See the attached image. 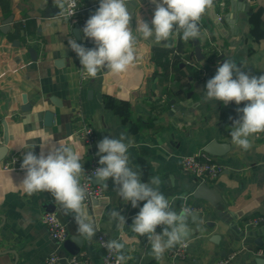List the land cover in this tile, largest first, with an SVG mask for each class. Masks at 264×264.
Instances as JSON below:
<instances>
[{"label": "crops", "instance_id": "crops-1", "mask_svg": "<svg viewBox=\"0 0 264 264\" xmlns=\"http://www.w3.org/2000/svg\"><path fill=\"white\" fill-rule=\"evenodd\" d=\"M81 2L85 10L68 20L54 0H0V147L9 150L0 161V264H45L52 254L66 258L71 252H83L100 264L105 253L100 237L124 242L129 264H219L229 256H233L230 264H256L264 259V224L249 226L252 219L264 217V133L251 138L249 150H242L229 133L242 115L237 109L247 102L225 106L205 98L206 83L225 58L250 76L264 75V0H214L200 22L202 33L206 32L202 38L185 42L178 35L160 44L138 39L137 59L126 73L102 71L95 78L83 74L69 46L75 39L86 48L95 47L91 38L84 37V26L74 30L86 24L100 0ZM154 10L151 0H133L131 28H136L138 13L151 24ZM30 49L37 52L36 60ZM45 112L54 114L51 128L43 125ZM87 129L92 130L93 145L86 143ZM121 132L133 141L130 167L140 169L141 182L158 176V190L175 200L173 208L192 212L182 256L175 253L182 243L166 250L162 260L149 255L147 237L130 229L146 201L133 208L116 194L112 178L107 188L99 184L105 191L99 204L86 205L98 225L91 241L77 232L74 217L65 215L50 193L28 196L18 187L25 176L20 166L25 152L39 155L45 141L63 144L74 136L72 146L85 169L82 178L93 163H99L98 143L105 137L119 138ZM215 141L224 145V155L204 152ZM49 149L45 146V154ZM192 155L219 165L220 176L206 182L218 190L219 209L194 197L204 181L183 170V159ZM14 160L15 168L5 169ZM114 210L125 218L122 227L111 218ZM47 213L66 224L67 241L77 239L82 246L71 241L66 247L54 240L42 223Z\"/></svg>", "mask_w": 264, "mask_h": 264}, {"label": "clouds", "instance_id": "clouds-1", "mask_svg": "<svg viewBox=\"0 0 264 264\" xmlns=\"http://www.w3.org/2000/svg\"><path fill=\"white\" fill-rule=\"evenodd\" d=\"M133 0H100L99 7L86 21L82 29L86 38H91L95 47L86 48L75 39L69 40V46L79 58L83 74L95 78L102 71L114 75L127 72L137 59L136 43L138 39L160 44L180 36L185 42L200 39L202 17L213 8L214 0H151L155 5L151 24L136 14V28H131L132 14L129 5ZM56 6L64 9L75 7V0H54ZM75 12L71 13L72 15ZM168 47L174 46L168 44ZM205 98L240 105L237 111L242 113L233 122L230 129L232 143L244 151L252 147L251 138L264 133V75L250 76L232 59L225 58L219 63L216 74L207 81ZM76 138L69 136L63 144H50L45 141L41 152H25L21 169L25 176L18 185L22 194L31 196L40 192L50 193L54 201L61 206L65 215H72L77 224V232L92 240L98 225L89 214L85 201L88 192L80 183L84 172L81 156L72 146ZM50 145L45 154L43 149ZM133 141L126 132L119 138L105 137L97 145L100 167L93 172L99 183L107 188L109 178L118 186L116 194L125 202H131L136 208L141 201H146L135 216L130 227L137 236H146L151 246L150 256L162 260L166 250L183 242L188 234L187 221L192 212L182 207L179 212L173 208L175 200H169L158 189L160 178L152 177L150 182H141L140 169L130 167L129 149ZM32 147H28L31 149ZM155 186V187H154ZM111 218L125 225V218L120 212L112 211ZM163 225L162 233H157V226ZM105 247L117 253L116 264H122L130 256H125V243L109 240Z\"/></svg>", "mask_w": 264, "mask_h": 264}, {"label": "built area", "instance_id": "built-area-1", "mask_svg": "<svg viewBox=\"0 0 264 264\" xmlns=\"http://www.w3.org/2000/svg\"><path fill=\"white\" fill-rule=\"evenodd\" d=\"M85 10V4L81 2V0H75V7L69 8L68 5H65L63 17L72 20L77 15L82 13ZM75 12L73 15L71 13ZM85 139L86 143L89 145H93L94 137L92 134V130L87 129L85 131ZM16 160L10 166H6L5 169H13L15 168ZM100 167L99 163L96 161L92 164L90 169L85 172L83 177L81 178L80 183L84 185L88 192V199L85 201L86 205H91L94 200H101L105 197V191L101 185L95 184L92 182L93 172L96 168ZM183 170L189 172L200 180L207 181H215L220 176V167L219 165L210 158H201L199 155H192L185 157L182 161ZM42 223L47 227L50 236L59 243H64L69 236L67 226L61 219L54 213H47L42 217ZM264 224V217H257L252 219L249 222V226L251 228L258 227ZM163 227V225L157 226L158 228ZM107 240L104 237H100L99 245L101 248L105 250L104 256L102 258V262L100 264H116L117 253L114 251H109L105 247V242ZM187 247L186 243H182L175 251L176 255L182 256ZM233 256H229L219 264H230ZM45 264H94L85 253L80 252L75 255H70L66 258H62L58 254L50 255ZM122 264H129L125 261Z\"/></svg>", "mask_w": 264, "mask_h": 264}, {"label": "water", "instance_id": "water-1", "mask_svg": "<svg viewBox=\"0 0 264 264\" xmlns=\"http://www.w3.org/2000/svg\"><path fill=\"white\" fill-rule=\"evenodd\" d=\"M54 13L56 12V10H52ZM60 12V11H58ZM59 14V13H58ZM10 22H8L9 24ZM83 26L85 25H77L75 27V33H77L78 31H80ZM30 53L32 55V58L34 60H36L38 57H37V52L34 50V49H30ZM196 56L198 58V60H201L202 58V55H201V50H200V47H197L196 48ZM40 117V115H39ZM43 125L45 128H51L54 124H55V120H54V114L51 113V112H45L43 114ZM224 145L218 143V142H211L210 144H208L205 149H204V152L211 155V156H222L224 155ZM9 150L6 146H1L0 147V161H2L8 154ZM92 182L95 183V184H102V183H99V181L93 177L92 178ZM194 197L196 199H200V200H204L208 203H210L212 206L216 207L217 209H219L220 207V204L222 203L221 200H220V196H219V193H218V190L215 189V188H211L207 185L206 182H203L201 183L198 188L196 189L195 193H194ZM99 201L100 200H94L92 203L93 205H98L99 204ZM71 241H74L75 243H77L79 246H82L81 244V241L80 240H77V239H72L70 238L68 241L66 240L65 241V246H69V243ZM78 252H71V255H75L77 254ZM256 264H264V259H257L255 261Z\"/></svg>", "mask_w": 264, "mask_h": 264}]
</instances>
